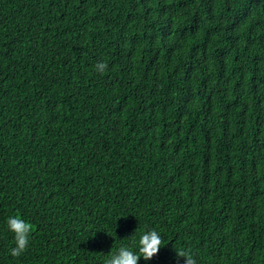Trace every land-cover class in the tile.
I'll return each instance as SVG.
<instances>
[{"label":"trees","instance_id":"1","mask_svg":"<svg viewBox=\"0 0 264 264\" xmlns=\"http://www.w3.org/2000/svg\"><path fill=\"white\" fill-rule=\"evenodd\" d=\"M152 229L138 264H264V0H0V264Z\"/></svg>","mask_w":264,"mask_h":264},{"label":"clouds","instance_id":"2","mask_svg":"<svg viewBox=\"0 0 264 264\" xmlns=\"http://www.w3.org/2000/svg\"><path fill=\"white\" fill-rule=\"evenodd\" d=\"M96 71L104 73L108 65L106 62L98 61L95 65ZM7 227L14 233L15 247L10 249V254L13 257H19L24 253L29 244V238L33 231V225L25 221L20 216H9L7 218ZM164 245L162 235L155 229L145 231L139 238L138 253L131 250L126 246H121L115 253L111 255L105 264H138L140 257L145 260L152 259L158 254L160 248ZM176 249V248H175ZM177 264L179 258L183 257L184 264H197L192 250L189 249H176Z\"/></svg>","mask_w":264,"mask_h":264}]
</instances>
